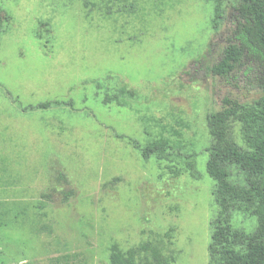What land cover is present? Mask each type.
I'll return each instance as SVG.
<instances>
[{"label":"rangeland","instance_id":"rangeland-1","mask_svg":"<svg viewBox=\"0 0 264 264\" xmlns=\"http://www.w3.org/2000/svg\"><path fill=\"white\" fill-rule=\"evenodd\" d=\"M238 4L0 0V264H111L113 244L148 264L154 247L163 264H216L207 114L226 97L248 108L264 97L262 68L211 71ZM246 113L226 130L243 148ZM224 212L246 234L259 225L251 210Z\"/></svg>","mask_w":264,"mask_h":264},{"label":"trees","instance_id":"trees-1","mask_svg":"<svg viewBox=\"0 0 264 264\" xmlns=\"http://www.w3.org/2000/svg\"><path fill=\"white\" fill-rule=\"evenodd\" d=\"M236 10L240 20L234 31L235 40L225 46L222 58L211 71L229 76L240 66H245L248 69L262 68L264 72V0H239ZM261 80L264 91V75ZM128 91V88H119L117 96H125ZM134 93L136 96L137 93ZM112 94L113 90L107 88L103 102L113 101ZM50 105L51 102H47L38 107ZM245 110L247 148L226 138L231 119ZM207 125L216 137L207 162V171L216 181V201L222 209L212 222L214 231L209 245L211 260L216 264H264V97L256 103L255 108H248L239 100L226 97L219 110L207 114ZM157 150L156 145L148 147L144 155L148 156ZM232 164L240 166L249 174L252 179L248 185L231 182L229 166ZM73 193L69 191L66 198ZM231 206L251 210L258 217L259 225L253 234H246L232 226L224 212ZM150 251L156 264L164 263L159 249L154 247ZM110 261L111 264H148L142 261L137 249L125 251L117 244L110 248Z\"/></svg>","mask_w":264,"mask_h":264}]
</instances>
